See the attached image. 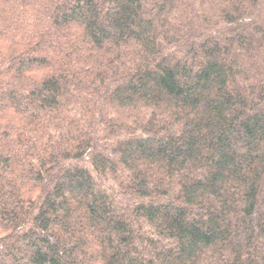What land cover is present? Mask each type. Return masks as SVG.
<instances>
[{
    "label": "trees",
    "instance_id": "16d2710c",
    "mask_svg": "<svg viewBox=\"0 0 264 264\" xmlns=\"http://www.w3.org/2000/svg\"><path fill=\"white\" fill-rule=\"evenodd\" d=\"M0 264H264V0H0Z\"/></svg>",
    "mask_w": 264,
    "mask_h": 264
}]
</instances>
